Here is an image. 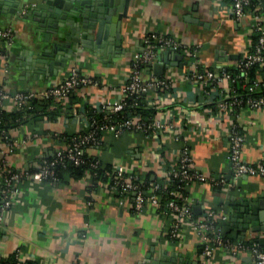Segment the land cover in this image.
I'll return each instance as SVG.
<instances>
[{"label": "crops", "instance_id": "crops-1", "mask_svg": "<svg viewBox=\"0 0 264 264\" xmlns=\"http://www.w3.org/2000/svg\"><path fill=\"white\" fill-rule=\"evenodd\" d=\"M26 4L0 22V29H9L13 35L10 42L0 41V89L11 93L44 91L65 79L72 67L95 84L76 89L70 100L63 101L76 109L61 111L52 120H30L10 130L12 144H0V161L12 170L37 167L42 159L64 148L66 138L88 131L84 107H98L101 101L119 96L129 78L130 57L141 48L146 33L170 35L183 44L200 43L202 66L215 71L222 66L236 67L247 43L246 28L227 16V0H131L118 48L124 56L116 57V48L102 53L80 46L55 78L40 75L33 79L31 74H22L20 64L34 61L43 48L51 46L52 38L20 16L29 9ZM46 35L50 41H45ZM170 51L168 55L161 52L160 59L170 64L164 67V74L173 78L171 90L151 89L144 96L154 118L184 122L186 131L181 138L176 140L169 132L124 131L115 135L106 130L99 134L98 144L86 147L85 152L103 165L125 166L141 178L149 175L155 181L163 167L174 162L180 149L186 147L197 172L225 182L220 186L193 181L185 186L192 217L199 219L207 209L221 211L226 217L219 223L222 229L230 214L233 217L251 206L250 199L261 201L264 207V176L234 177L225 132L228 121L233 122L244 137L242 159L264 163V108L240 107L216 121L210 97L183 80L186 66L174 65L177 52ZM11 106L5 102V110L10 111ZM2 186L0 177V190ZM131 201L132 195L118 197L102 180L93 183L90 173L65 183L27 178L0 221V261L17 251L22 260L34 264H252L246 251L231 254L215 248L210 256H204L193 219L183 221L173 238L172 216L163 215L150 203L135 212ZM227 228L225 239L242 240L236 237L235 225ZM251 238L264 240V230H247L244 240Z\"/></svg>", "mask_w": 264, "mask_h": 264}, {"label": "built area", "instance_id": "built-area-1", "mask_svg": "<svg viewBox=\"0 0 264 264\" xmlns=\"http://www.w3.org/2000/svg\"><path fill=\"white\" fill-rule=\"evenodd\" d=\"M227 16L234 22L240 23L246 28V47L241 52V58L237 60L236 66L241 70V75L253 65L264 66V0H229L227 1ZM254 38L252 39V36ZM13 35L9 29H0V41L10 42ZM142 46L133 52L130 57V74L127 83L120 89L119 96L114 99L101 101L99 108L105 114L102 119L88 118V131L75 136L69 146L56 150L52 156L41 160L37 167L31 170L8 169L4 162L0 161V177L3 186L0 190V221L3 213L11 205L12 197L19 191L20 185L27 178L35 181H55L57 166L65 162L79 165L83 162L84 149L88 146L98 144V136L102 131L109 130L115 135L124 131H141L146 134H158L169 132L177 140L186 131L184 122L175 123L172 120L161 121L157 118H144L140 115H129L124 118H112L111 114L120 113L126 106V98H138L145 95L149 90H171L173 78L164 74L155 76L152 67L158 61V55L165 50H172L182 55L186 70L183 80L192 83L193 88L201 91L212 102V114L216 121H222L223 115H231L240 107L251 109L264 108V92L254 93V88L261 79H256L248 88L245 95L231 90V83L237 80L225 67L218 71L209 67H201L199 51L201 44H183L170 35L146 33L142 37ZM148 74L147 78L144 75ZM95 84V81L82 76L78 70L72 67L65 79L52 85L44 91H16L9 92L0 89V112L5 110V102H11V110H25L29 107L31 100H41L52 97L57 101H66L68 96L78 88ZM261 85L264 87V83ZM254 93V94H253ZM206 128L203 127L202 131ZM229 140L228 160L234 177L242 175L264 176V163H248L242 159L244 137L231 121L225 126ZM8 147L11 141L4 142ZM99 162L91 163V169L96 170ZM90 170V169H89ZM95 172V171H94ZM92 175L91 172H87ZM106 188L110 192L123 197L132 195L131 208L135 212L142 211L145 204L150 203L159 207L165 216L174 218L171 229V237L178 236L181 223L187 219H193L191 204L183 192L186 185L193 181L211 182L215 185H225L221 179L207 178L194 169L192 160L186 147L180 149L177 158L170 165L163 167L161 177L151 181L147 185L142 178L131 169L117 165L110 171L102 173ZM174 184V189L167 190L168 185ZM166 192L168 199L161 204L160 192ZM225 215L218 210L207 209L199 219H193L192 227L202 238V254L210 256L215 248H222L231 254L246 251L251 257L252 264H264V246L258 239L231 241L222 235L220 222ZM15 262L12 264H26L15 251Z\"/></svg>", "mask_w": 264, "mask_h": 264}, {"label": "water", "instance_id": "water-1", "mask_svg": "<svg viewBox=\"0 0 264 264\" xmlns=\"http://www.w3.org/2000/svg\"><path fill=\"white\" fill-rule=\"evenodd\" d=\"M130 2L131 0H0V22L15 15L26 3L30 5L20 16L31 20L36 30H45L52 38V44L43 48L34 61L28 60L25 64H20L21 72L31 74L33 79L40 75L53 79L65 68L80 46L99 49L102 53H109V50L116 48L113 54L116 57L124 56L122 49L118 48L121 43L122 23L129 18ZM32 16L38 19L34 20ZM49 36H45V41H50ZM170 52L165 50L162 53L168 55ZM162 53L152 67L155 76L161 75L164 67L170 65L165 58L160 59ZM223 55L225 56V52ZM229 58L237 59L238 55H229ZM173 59L174 65L182 67L187 63L179 53H175ZM249 202V208L240 209L233 217L230 214L228 222L222 228L223 236H226L227 227L234 225L238 232L236 237L242 240L247 230H264L262 202L255 199H250ZM246 204L248 201L244 203ZM223 211L226 213L227 209ZM158 264L161 263L158 261Z\"/></svg>", "mask_w": 264, "mask_h": 264}, {"label": "trees", "instance_id": "trees-1", "mask_svg": "<svg viewBox=\"0 0 264 264\" xmlns=\"http://www.w3.org/2000/svg\"><path fill=\"white\" fill-rule=\"evenodd\" d=\"M229 1V0H227ZM254 1V0H253ZM254 38V35L252 36V39ZM241 54L239 56V59L241 58ZM203 67V66H201ZM225 69L231 73V75L237 76V80L233 83H231V90L238 93L245 95L249 92V87L253 84V82L256 79H261L260 83L255 86L254 93H260L264 92V87L261 85V83H264V66L259 65H253L246 71V75H241V70H239L236 67H225ZM253 93V94H254ZM71 95V94H70ZM70 95L68 96L70 100ZM126 106L124 110L120 113H114L111 114V117L114 119L116 118H124L129 115H140L144 118H152L154 117V110L153 108H148L147 103L145 101V96L142 95L138 98H126ZM77 108V107H73ZM72 107L66 106V103L64 104L63 101H57L53 99L52 97L41 99V100H31L29 103V107L25 110H2L0 112V144L9 141V132L11 129L16 128L17 126L26 123L28 121H37L42 120L44 118H47V120H52L56 116L60 114L61 111L67 112L68 110H73ZM85 114L87 119H91L92 117L96 120H100L103 118L105 114L101 113L99 108L86 106L84 107ZM83 133H80L78 135H81ZM77 134L71 137L66 138L67 145L69 146L71 144V140L73 137L78 136ZM83 162L79 165H74L69 162H65L64 164H60L57 166V176H56V182L58 183H65L69 182V180H77L82 178L85 173L88 171L92 173L91 177L93 180V183H96L98 180H105L102 176V173H105L107 171L111 170L110 165H103L101 163L98 164V167L96 170L91 169V163H93L94 160L91 156H88L85 152L83 153ZM90 169V170H89ZM95 171V172H94ZM145 185H147L149 182H151L149 175L145 176L141 179ZM50 181V180H46ZM173 184V183H172ZM174 189V184L168 185L167 190ZM184 190V189H183ZM184 192V191H183ZM161 199L160 203L163 204L166 199H168V194L164 192L159 193ZM260 244L264 246V240L258 239ZM15 262V254L12 253L10 256H8L6 259H3L0 261V264H12ZM26 264H34L31 262L26 261Z\"/></svg>", "mask_w": 264, "mask_h": 264}]
</instances>
